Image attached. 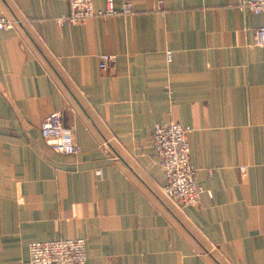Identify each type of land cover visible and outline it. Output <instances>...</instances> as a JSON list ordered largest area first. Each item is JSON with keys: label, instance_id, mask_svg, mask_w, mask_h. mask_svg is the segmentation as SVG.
I'll list each match as a JSON object with an SVG mask.
<instances>
[{"label": "crops", "instance_id": "1", "mask_svg": "<svg viewBox=\"0 0 264 264\" xmlns=\"http://www.w3.org/2000/svg\"><path fill=\"white\" fill-rule=\"evenodd\" d=\"M129 1L70 23L57 20L66 0H0L20 20L0 28V264L71 237L86 264H264V13L245 0ZM102 53L114 55L105 70ZM54 110L79 152L40 135ZM162 120L190 128L196 206L160 190Z\"/></svg>", "mask_w": 264, "mask_h": 264}, {"label": "built area", "instance_id": "2", "mask_svg": "<svg viewBox=\"0 0 264 264\" xmlns=\"http://www.w3.org/2000/svg\"><path fill=\"white\" fill-rule=\"evenodd\" d=\"M69 9L57 17L59 22L81 23L89 17L116 12L112 0H105L103 10L94 11L91 0H66ZM246 7L254 13H264V0H245L239 8ZM124 12L131 10L129 0H123ZM20 20L0 15V28H11ZM254 42L264 57V25L255 29ZM114 55L102 53L98 58V67L102 70L110 67ZM167 60L170 54H166ZM169 96V91L166 90ZM190 128L170 120L157 121L151 130L152 148L163 168L166 181L160 186L164 197L178 210L200 203L203 188L195 180L196 168L189 159L188 134ZM40 135L55 152L73 154L81 150L75 140L74 128L62 122L61 110L48 113L40 122ZM240 170L245 165L239 166ZM28 264H86L85 240L82 237L56 238L51 240H33L28 243Z\"/></svg>", "mask_w": 264, "mask_h": 264}]
</instances>
